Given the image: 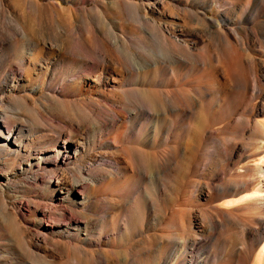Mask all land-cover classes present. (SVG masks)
<instances>
[{"label": "rangeland", "instance_id": "obj_1", "mask_svg": "<svg viewBox=\"0 0 264 264\" xmlns=\"http://www.w3.org/2000/svg\"><path fill=\"white\" fill-rule=\"evenodd\" d=\"M30 1L33 0H0V39H16L0 47V81L7 70L17 68L15 73L19 77L26 68L22 59L27 46L23 39H33L39 45L46 43L47 48L49 43L55 47L73 39L72 48L84 58H91L96 65L104 60L107 71L103 74L109 78H106L107 86L94 85L80 93L68 92L67 86L59 96L57 93L71 74L69 64L49 68L45 76L49 83L33 95V101L25 104L21 110L23 118L54 135L65 125L51 118L44 105L53 104L60 111L73 108L81 115L77 104L85 100L90 110H86L88 120L93 122L98 117L104 120L112 117L106 107L108 100L114 99L125 113L118 130L122 133L120 136L110 128L101 127L89 134V150L96 153L92 175L115 173L110 158L113 141L108 139L109 135H116L121 144L140 151L131 166L128 194L121 196L123 224L110 230L111 224L103 213L105 208L93 207L91 215L97 224L89 228L90 242L83 239L84 235L70 240L49 237L47 249L60 248L52 263L99 264L105 258L101 252L105 249L112 260L102 264H250L257 253L253 246L260 238L256 229L261 227L243 215L247 221L244 228L223 207L219 214L218 207L222 200L233 195L230 178L242 166H239L241 162L245 164V154L260 146L254 143L250 133L251 113L254 114L258 96L252 89L253 83L244 88L235 73L226 75L220 62L236 49L241 60L239 73L246 81L258 74L264 85L261 23L264 14L239 28L240 24L234 22L236 18L231 20L224 13L227 5L219 7L211 0H36V6ZM58 7H72L70 18L60 19ZM234 26L235 31L231 30ZM90 31L94 32V39L85 48L84 39ZM174 38L196 39L197 51L208 56L205 60L208 64L198 66L192 54L184 51L189 64L177 69L182 81L200 79L202 75L204 80L208 78L207 82L213 77L218 81V85L200 87V93L189 92L194 111L183 117L184 122L170 111L161 92L171 88L174 51L168 39ZM233 39L240 40L242 45L231 42ZM84 58H78L72 69L79 71ZM117 64L121 79L113 81L110 78ZM44 71L45 68L30 67L27 71L30 83H40ZM197 85H193L196 90ZM25 94L26 91L19 90L13 99L21 100ZM50 96L56 101L52 102ZM262 117L257 119L264 121ZM243 146H248L244 152ZM98 151L107 153L105 170L99 166ZM171 151L178 154L180 162L170 161ZM21 178L14 175L8 189L0 191V264H44L41 262L52 260L50 253L29 254V239L18 229L23 225L29 233L42 229L45 232V226L40 229L32 222L39 213L29 214L23 206L26 222L21 221L17 226L5 214L4 204L23 196L16 195L24 191L18 184ZM147 192L153 193L154 204H148ZM28 196L35 197V193ZM236 213L242 215L240 211ZM96 237L100 240L93 244Z\"/></svg>", "mask_w": 264, "mask_h": 264}, {"label": "bare ground", "instance_id": "obj_2", "mask_svg": "<svg viewBox=\"0 0 264 264\" xmlns=\"http://www.w3.org/2000/svg\"><path fill=\"white\" fill-rule=\"evenodd\" d=\"M211 1L219 7L227 5L226 7L228 8L224 13L231 20L235 17L234 22L240 24L239 28H244L245 23L255 20L260 14H264V0ZM30 2L32 6H36V0ZM71 11L72 7L68 9L60 8L57 10V15L60 19L70 18ZM35 12L37 13L38 10ZM261 23L264 28V20ZM236 29V26L231 27V30L235 31ZM23 32L26 34V31ZM114 34L117 38H121L118 34ZM93 39L94 32L90 31L88 38L84 39L83 46L88 48L92 44ZM13 40L16 39H0V47ZM23 40L27 46L22 59L26 68L22 70L19 77H16L15 73V70H18L17 68L15 70L9 69L0 81V191L3 192L8 189V185L14 175L23 176L18 184L23 187L24 191L21 194H16L23 196L5 203V214L10 216L12 223L17 226V223H21V221L26 222L25 215L21 211L23 206H26L29 214L39 213L32 222L40 229L45 226V232L42 229L40 232L29 233L23 225H21V228H17L25 233L24 237L29 239L27 241L29 245L28 253L39 256V254L49 252L52 260L41 263L53 264V260H56V257L60 254V248L47 249L49 237L56 236L57 238L70 240L72 238L79 239L81 235H84L83 239L89 243V228L92 229L97 224L94 221L96 219L91 215L93 207L105 208L103 213L111 224L110 230H115L123 224L120 221L122 213L121 196L126 191H129V185L132 182L131 166L133 159L139 156L138 152L140 151L134 147L121 144L117 136L112 133L113 135H109L108 139L113 141L110 144L113 153L110 158L114 163L115 173H110V175L104 173L100 174L101 176L92 175V169L96 163V153L89 150V134L96 132L101 127L110 128L113 132L118 133L117 135L122 133V131L118 130L121 128L125 113L119 108L114 99H109L106 107L107 111L112 114L111 120H104L98 117L97 121L93 122L88 120L86 110H90L88 102H85V100L84 102L79 101L80 103L77 104V108L82 111L81 115L73 108L60 111L53 104L44 105V111L51 118L65 125L58 129L54 135L44 132V127L34 125V123L32 124L24 119L21 110L27 102L34 100L33 95L41 91L44 84L49 83L45 77L49 68H54L64 63L69 64L68 68L71 74L69 79L64 82L61 92L57 93L59 96L63 95L62 93H64L67 86L69 87L68 92L73 93L87 92L94 85L107 86L106 78L109 77L103 74L107 71V67H104L106 66L103 63L104 60H100L101 64L96 65V62L91 60V58H84L81 52H77L72 48L73 39H67L63 45L55 47L49 43L48 48L45 45L46 43L39 45L33 39ZM244 40L246 39H242V41ZM168 41L174 51V59L171 62L173 68L170 71L171 88L161 92L166 98V104L170 111L178 116L179 121L184 122L183 117L192 114L194 111L189 92L199 91L200 93V87L208 84H211V86L218 85V81L213 77L212 81L209 79L210 81L207 82L208 78L204 80L203 75L200 79H192L193 82L182 81V78L177 74V69L179 66H187L189 64V57L183 54L184 51L192 54L194 62L198 66H202L204 63L208 64L205 62L208 56H206L205 52L197 51L196 39H191L190 41L188 39L174 38L168 39ZM227 41L229 42L228 39ZM231 42H235L236 45H242V42L238 41V39H233ZM244 45L243 42V47ZM78 58H84V61L79 66V71H75L72 69V65L77 63ZM240 61L238 52L234 49L230 56L225 57L220 64L224 68L226 75L235 73V78H239L238 83L244 88L248 84L253 83L252 89L257 93L258 104L252 110L254 114L251 113L253 115V121L251 120L253 128L250 133L255 139H253L254 143L260 146L256 147V150L253 149L254 151L251 150L252 152L250 153L245 151L248 153L244 156V160L246 159L245 164L244 162L243 164L238 162L239 166H242L237 170L235 176L230 178L234 185V189H231L233 195L220 202L221 205L218 207V211L221 214L220 208L222 210V207L225 211L228 210L230 216H233V220L240 226L244 227L247 223L243 217L244 215L249 217L251 222L261 227V229H256L261 239H257L253 246V248L257 249V253L250 264H264V121L257 119L258 116H264V85L261 83L260 75L258 74H254L251 80L246 81L244 76L239 73ZM115 63L119 64L118 61ZM118 64L114 70L115 74L110 78L113 81L121 79V71L118 69ZM37 66L45 68L44 75L39 77L40 83L32 84L30 83L31 77L27 74V71L30 67L35 69ZM25 82L29 84H25ZM194 84H198L197 90L193 87ZM19 90H24L27 94L22 96L21 100L13 99V95ZM50 99L52 102L56 101L54 96H50ZM263 118L262 120H264ZM247 122L249 123V120ZM187 124L189 125V123ZM182 125L184 126L183 123ZM251 144L253 145L252 141ZM247 147L243 146L241 148L243 152ZM98 152L101 154L99 166L105 170L107 167L105 162L106 158H108L106 156L107 153ZM240 153L243 155L242 151ZM177 156L178 154L175 151H171L170 161L175 162L178 158ZM75 160H79V163H74ZM31 193H35V197L28 196ZM126 194L128 193L126 192ZM152 195V192H147L148 204L155 203ZM16 199L20 201L17 202ZM237 211H240L242 215L237 214ZM253 211H256L259 215L254 214ZM111 214L112 217H110ZM18 236V239L22 238L20 232ZM99 240L100 238L96 237L93 244H96ZM101 252L105 258H102L99 264L104 261L108 263L112 260L107 250L102 249ZM76 264L82 263L77 262Z\"/></svg>", "mask_w": 264, "mask_h": 264}]
</instances>
